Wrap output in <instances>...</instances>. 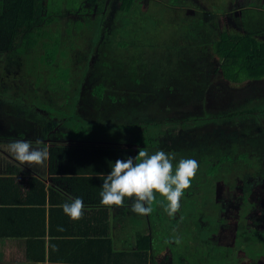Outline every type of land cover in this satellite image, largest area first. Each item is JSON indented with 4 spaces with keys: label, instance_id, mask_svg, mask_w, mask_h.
<instances>
[{
    "label": "rangeland",
    "instance_id": "374dc122",
    "mask_svg": "<svg viewBox=\"0 0 264 264\" xmlns=\"http://www.w3.org/2000/svg\"><path fill=\"white\" fill-rule=\"evenodd\" d=\"M167 1L136 0V5H143L140 12H144L147 17L142 20L140 15L134 16V23L127 27L124 36L127 47L122 48V40L115 35L121 29L120 20L124 12L119 10L118 0H95L93 5L86 0H53V14L47 19L51 23L45 29L51 31L55 39L48 35L42 41L53 50L54 60L51 65L39 60V56L43 55L41 43L36 47L37 53L21 60L9 54L7 58L11 60L6 61L0 54V112H7L9 116L17 113L21 123L30 115L40 119L35 121L40 122V126L32 125L34 128H42L46 121L49 126L56 125L58 131L68 137L82 134L85 137H97L103 141L99 144L103 147L107 140L116 147L129 145L133 153L137 147L133 143L135 139L132 135L127 136L121 132L138 124L153 122L193 123L195 128L191 131L188 128H173L171 141L174 143L173 148H178L183 141H187V147L195 148L194 151L198 154H213L211 145L221 147L233 141L242 142L241 139L247 141L251 157L256 156L261 160L258 169L234 167V170L232 168L228 172L219 170L206 180H203L206 177L204 171L199 170L197 174L204 173L202 181L199 180L201 186L195 189L198 184L196 174L191 180V187L183 193L179 211L169 216L161 207L153 208V212L147 215L146 231L143 228L141 232L146 233L147 237L157 238L175 235L196 237L197 248L191 252L190 257L197 264L210 263L209 251L213 252L212 264H264V253L260 254L259 251L261 245H264V175L260 177L256 172L258 170L259 174L264 173V79L236 84L224 80L217 70L214 82H206L210 76L207 66L211 59L206 56H210V48H203V52H206L202 57L203 61L193 62L192 53H195L192 46L186 48L188 38H185L187 29L184 25L191 20L200 19L205 26L216 23L218 31L228 36L248 34L240 19L238 6L245 3L247 9H252L246 11L264 16V0H179L181 3L174 5ZM105 3L107 8H102L104 19L99 26L102 28L100 37L108 35L107 38L110 39L106 44L112 42L118 44L119 49L128 50L126 53L129 59H136L132 67L135 71L134 78L139 80L134 85L129 71L123 75L108 72L118 80L130 81L129 84L114 86L110 91L106 90L104 83L101 84V89L100 84L97 85L94 81V71L102 59L98 58L99 50L94 49L90 58L85 61L94 25L101 22L102 17L96 14V18L92 19L93 15ZM58 4H61L60 9L55 10ZM136 5L133 11L137 10ZM148 16L157 23L156 26H147ZM254 39L264 42L262 35H254ZM95 45L96 42L93 43ZM185 52L183 57L192 68L194 63H206L200 74L190 71L187 79L183 77L189 80L188 85H182L174 74L168 72L176 69L177 64H183L178 55ZM57 68L65 69L72 79L65 82V77H56ZM52 78L58 80L50 85L48 81ZM195 78L199 86L191 82ZM45 87H50L47 95H44L47 90ZM93 87L96 88V93L99 94L102 90L105 96L111 95L116 101L112 105L103 102L101 108L97 107L88 95ZM76 91L80 92L77 102L72 106L68 105ZM17 95L24 97L22 100L26 105H17L14 100L8 99L16 98ZM64 95H68L69 100ZM94 95H91L92 98ZM121 95L123 97L119 100ZM135 96L139 97V101H136ZM29 104L33 105L28 106ZM246 109L253 110L254 119L233 122L229 119L222 121L223 118L220 117L213 123H203L210 116ZM196 122L202 124L195 126ZM35 130L33 132L36 135ZM41 134H44L42 129L35 137L39 138ZM202 186L205 188L203 191ZM149 219L153 220L152 224ZM203 239L208 241L203 242ZM212 245L215 248H210Z\"/></svg>",
    "mask_w": 264,
    "mask_h": 264
},
{
    "label": "trees",
    "instance_id": "16d2710c",
    "mask_svg": "<svg viewBox=\"0 0 264 264\" xmlns=\"http://www.w3.org/2000/svg\"><path fill=\"white\" fill-rule=\"evenodd\" d=\"M119 1V10L123 11L121 20H120V26L121 29L119 32H117V39H121L122 42L120 44L123 47H127V42L125 41V35L127 27L132 26L134 23L132 20L135 15H140L142 20H145L147 17L144 12H140L142 9L141 5H136V0H118ZM86 2L90 5H93L95 3V0H86ZM134 2V4H133ZM171 5L174 4H180L181 2L179 0H168ZM51 3L54 4L53 0H0V54L5 57L6 61L11 60V58H7V55L13 54L14 58L20 59L24 58L28 55H31L32 53L35 54L38 52V49L36 48L38 46V43L40 44V47L43 50V55L39 56V60L44 62V64L51 65L54 60V52L52 49L47 47V43L45 41H42L43 38H46L48 35L49 37L53 38L51 31H48L45 29V27H49L51 21H47L49 16L53 14L51 11ZM60 5L58 4L54 9L59 10ZM137 6V10L133 11V7ZM239 5V4H238ZM104 7L107 8V4L105 3L103 6H99L97 11L94 13L93 18L95 19L96 14L99 16H102L100 18L101 22L94 25V30L92 32V38H89L90 45L87 47V56L85 57V61L90 58V54H92L94 49L99 50V57L100 63L98 65V68L94 71V76L96 77V80H94L97 85L100 84V87L102 89V85L104 83V86H106V90H112L114 86L117 85H125L129 84L130 81L126 79H117L115 77H112L110 73L113 71V73H119L123 75L125 72H130L131 81L134 83V85L139 83V80L134 78L135 71L132 67L135 63L136 59L134 60L133 57L129 59V56L125 51L122 50V48H118V44H113L110 42V44H106V41H108L110 38H107L108 35L100 37V33L102 28L101 24L103 23L104 19V10L102 9ZM147 7V6H146ZM165 7V6H164ZM174 7V6H170ZM169 7V8H170ZM174 9V8H173ZM239 12H241L240 19L243 21L244 29L246 33L248 34H230L229 36L225 34L224 32H219L217 28V24L212 22L209 26H205L203 22L200 19L191 20L187 23H185V29H187L185 38H188V42H186V48L187 46H192V50L194 51L195 55L192 61H203L202 57L206 52H203V48L209 46L210 48V56L206 54L207 57L211 59V63L209 64L208 70H209V80H206V82L211 84L215 80V74L217 73V70L221 72V76L224 80L240 84L244 81H252V80H260L264 79V42H261L259 40L254 39V35H262L264 36V16H262L260 13L256 14L254 12H249L246 10H252L247 9V5L244 3V5L238 6ZM147 10V9H145ZM162 10V9H161ZM164 10V9H163ZM171 10V9H169ZM58 12V11H56ZM147 26H156V22L151 19L149 16L146 19ZM139 24V23H138ZM137 24V25H138ZM187 24V25H186ZM183 25V27H184ZM103 26V25H102ZM142 26V25H141ZM147 26H143V28H146ZM182 27V26H181ZM139 28V27H138ZM46 31H45V30ZM137 29V28H136ZM184 32V31H183ZM56 34V33H55ZM58 37V35H56ZM124 37V38H123ZM55 39V38H53ZM93 42H92V41ZM96 42V45L93 46V43ZM134 49V48H133ZM132 49V52L134 53V50ZM91 52V53H90ZM180 52H182V47ZM185 53H181L178 56L180 57V60H183V64H177L178 67L176 69H173L172 71H168L171 74H174L176 76V79L179 83L182 85H188L189 80L183 79L185 77L187 79L189 72H196L201 73V68L206 66V63H194L193 68L190 65H187L183 55ZM10 55V56H13ZM131 55V53H130ZM9 56V57H10ZM208 58V59H209ZM14 59V60H15ZM217 59V60H215ZM10 62V61H9ZM181 63V62H180ZM185 64V65H184ZM110 69H112L110 71ZM58 78H64V81L68 79L71 80L72 78L69 77V73L65 69L57 68L56 69ZM110 72V73H108ZM106 73L108 76H106ZM141 75V74H140ZM139 75V76H140ZM57 79L52 78L51 81H48V84H52L53 82H57ZM129 82V83H128ZM194 85L199 86L198 80L192 79L191 81ZM46 91L44 92V95H47V92L50 87H45ZM169 91L171 90L170 86L168 87ZM100 91V89H99ZM67 93V92H64ZM95 94L92 98V94ZM80 92L76 91L75 95L73 94V97L70 98V103L68 102V105H73L77 102V99L79 97ZM43 95V96H44ZM88 95L91 97V101L96 103L97 107L101 108L103 105V102H106L109 105H112L116 100L111 96H105L101 92L98 94L96 93V88L93 87L89 92ZM68 95H64L67 100L69 98ZM8 97V96H7ZM10 97V96H9ZM45 97V96H44ZM63 97V96H60ZM123 95L119 96V100H121ZM9 100H14L15 103L26 105L24 100H22L21 97L17 95L16 98H8ZM46 99V97H45ZM136 101H139V97L135 96ZM96 100V101H95ZM127 103V101H126ZM70 106V107H71ZM57 109V106H54ZM68 107V108H70ZM98 110V109H97ZM69 111V109H68ZM8 113H1L0 112V122L6 123V124H18L20 127L22 125L26 126L27 122H33L35 125H38L40 122V119L31 117L30 115L25 117V121L23 123L20 122V118L17 116V113L12 114L11 116L7 115ZM220 117L223 118L222 121L225 119L232 120L235 122L236 120H247L248 118H253V110H242L238 112H230L225 113L223 115H215L210 116L209 119H205L203 123H213L217 121ZM176 122V121H175ZM185 122V121H181ZM181 122H178L176 124H172L171 121H164L162 123L159 122H153L151 124L144 123V124H138L136 126H133L132 129H126L123 130L125 135H132V138L135 139L133 143H136L137 145L136 150L133 154V158H135L138 155V149L145 148L148 150L150 154L154 153L158 150H163L166 153L173 154L175 156V160L173 161V164H177L180 159H195L199 162V170L204 171L206 177H203V180H206L208 176H212L217 171L221 172H228L234 170V167H245L247 168H259V163L261 160H258L256 156L251 157V151L250 146L247 144L248 142L245 140H240L242 142H231L226 145H222L221 147L219 145H211L214 149V153H203L198 154L196 153L194 149L188 148L187 141H183V144L179 146L178 148H173L171 139L172 136V129L176 127H182L183 129H190L193 130L195 127H193V123H189L190 125L183 124ZM149 124V125H148ZM202 123L196 122L194 125H201ZM16 128V127H15ZM114 132V131H113ZM117 135V132L113 133ZM127 135V136H128ZM185 139V138H184ZM172 143V144H171ZM246 144V146H244ZM229 146V147H228ZM168 149H165V148ZM249 149V150H248ZM196 153L194 155V153ZM50 152V158H49V168H62L67 169L70 171H77L75 170V167L82 165L81 162H79L76 159L82 160L85 165L88 166H94L98 168V171L103 176H107L111 172V166L114 165V156L116 157L117 154L122 153V149L118 148H110V147H71V146H51L49 148ZM250 154V155H249ZM199 155V156H198ZM197 156V157H196ZM257 158V159H256ZM61 172V171H57ZM234 172V171H232ZM260 177L264 175V173L259 174L258 170L256 171ZM203 173V174H204ZM94 174V173H93ZM202 175L197 174L196 180L197 185H195V189L199 188L202 181ZM99 177H76L73 178L75 181H81L86 186V188H89L90 191L93 193H99L102 191V185H103V179L100 175ZM4 179L3 181H5ZM201 180V181H199ZM31 183V194L27 193L25 198L20 201L15 202H8L11 207H6L4 209L5 211H12V212H25L29 214H33L34 216H31L33 219H39L41 218V226L43 228V217H44V209L43 204L45 201V190L44 185L39 180L31 178L29 179ZM199 181V182H198ZM205 190L204 186H202L201 191ZM156 196L160 195L157 193ZM40 198V200L38 199ZM4 203V202H2ZM39 206H41L39 208ZM149 221H151L149 219ZM108 229V226L105 227V230ZM43 234V232L41 233ZM91 242H95L98 245V248L101 251V254L103 255L104 259H99L100 264H110L111 258L107 254H104L110 249V241L107 237V231L104 232H93L91 235ZM262 247L259 249L260 254L264 253V245H261ZM151 243L150 239L147 236H139L138 240L136 242V248L131 252L128 253H112L115 255H119L121 257L120 260H115L113 263L115 264H149V251H150ZM125 255V261L123 260V257ZM118 257V256H116ZM119 259V258H116Z\"/></svg>",
    "mask_w": 264,
    "mask_h": 264
},
{
    "label": "crops",
    "instance_id": "0c3cea01",
    "mask_svg": "<svg viewBox=\"0 0 264 264\" xmlns=\"http://www.w3.org/2000/svg\"><path fill=\"white\" fill-rule=\"evenodd\" d=\"M18 96L24 98L21 95ZM39 124L36 126H40ZM32 125L35 124L28 122V126L20 127L18 124L0 122V264H100L98 260H105V258L98 245L91 242L90 237L93 232L104 231H107L110 241V249L104 252L107 258L108 256L111 258L110 264H115L113 261L121 259L119 255L111 252L124 254L133 252L138 237L147 236L146 233L141 232V229L145 230L149 216L138 215L130 210L133 199L125 198L123 207L103 206L100 204L101 197L98 192L93 193L84 186L85 183L73 180L76 177H99L98 175L101 174H97L100 173L97 167L85 165L79 159L76 160L82 165L75 167L77 171L62 168L50 169L49 160L46 162V169L21 165L9 154L6 147L11 140H30L34 143L40 139L49 148L53 145L100 147L99 144L103 141L97 137H85L84 134L68 137L65 133L58 131L56 125L49 126L46 121L43 122L42 128H34ZM34 129L37 132L42 129L44 134H41L39 138L35 137L37 132L35 135ZM104 143L106 147L122 149V153L114 156V162L118 159L133 158L134 153L129 145L123 144L122 147H116L108 140ZM31 178L39 180L44 185L43 228L41 218L33 219L31 218L33 214L4 210L12 206L8 202L23 200L27 193L31 194L29 181ZM4 179L6 180L3 181ZM69 197L83 199L82 219L74 221L64 214L60 205ZM157 200H160L159 196ZM153 208L157 209L158 205L153 204ZM150 222L152 224L153 220ZM106 226H108L107 230H105ZM148 238L151 243L149 264H197L195 259L190 257L191 252L197 248L196 237L175 235L159 236V238L149 236ZM205 241L208 240L203 239V242ZM213 247L212 245L210 248ZM209 253V259L212 261L213 252L209 251ZM125 258L124 255V261ZM209 259L206 257V260ZM211 261L208 264H212Z\"/></svg>",
    "mask_w": 264,
    "mask_h": 264
},
{
    "label": "clouds",
    "instance_id": "9594fccd",
    "mask_svg": "<svg viewBox=\"0 0 264 264\" xmlns=\"http://www.w3.org/2000/svg\"><path fill=\"white\" fill-rule=\"evenodd\" d=\"M35 143V146H34ZM11 140L7 145L9 154L21 165L47 168L50 158L49 146L42 140ZM175 156L163 150L150 154L147 149H138L135 158L118 159L103 179L100 204L124 206L125 198L133 199L131 211L142 216L153 212V204L161 207L169 216L180 209V201L191 180L199 169L195 159H180L173 164ZM59 190V189H58ZM161 199L157 200L156 194ZM65 215L79 220L84 215V202L80 197H69L60 205Z\"/></svg>",
    "mask_w": 264,
    "mask_h": 264
}]
</instances>
